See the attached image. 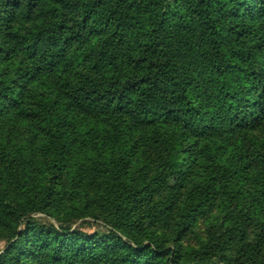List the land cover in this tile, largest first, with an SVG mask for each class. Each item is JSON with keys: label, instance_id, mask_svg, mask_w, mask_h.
Returning <instances> with one entry per match:
<instances>
[{"label": "trees", "instance_id": "obj_1", "mask_svg": "<svg viewBox=\"0 0 264 264\" xmlns=\"http://www.w3.org/2000/svg\"><path fill=\"white\" fill-rule=\"evenodd\" d=\"M188 2L189 12L174 7L170 0H0V61L11 55L17 44L32 61L42 64L35 69L19 68L16 80L0 73V111L12 107L26 117H37L36 111L24 108L19 76L35 80L44 67L50 72H74L79 62L74 49L86 45L96 56V75L84 77L69 93L72 105L81 113L130 114L149 125L183 126L203 138L222 130L263 127L264 0ZM16 25L18 30H14ZM3 30L13 42L2 38ZM194 37L199 43L192 41ZM192 59L198 63L194 71L189 65ZM200 78L202 86L198 85ZM70 121L65 115L57 126H67ZM255 144L260 179H264V140ZM58 165V161L54 163L53 170ZM217 169L227 176L223 186L233 191L223 197L220 206L219 227L225 237L208 250L187 249L183 255L175 251L170 258V249L165 250L155 231L145 233L148 245L136 241L134 247L114 233L88 236L30 222L20 230L24 217L45 211L48 203L46 199L39 204L33 199L21 200L0 189V237L4 235L9 242L0 254V264H234L231 250L235 242L249 245L248 253H264V222L262 235L248 241L250 214H244V220L230 209L240 194L229 179L235 174L242 176L243 171L232 164H219ZM184 175L175 164L159 182L161 187L166 182L180 190ZM199 190L209 191V186ZM121 194L100 192L96 201L125 204ZM207 195L178 205V235L195 222L194 213L206 215L207 206L213 208L216 198ZM173 204L171 201L165 210H171ZM160 218L156 212L149 217L152 223Z\"/></svg>", "mask_w": 264, "mask_h": 264}, {"label": "rangeland", "instance_id": "obj_2", "mask_svg": "<svg viewBox=\"0 0 264 264\" xmlns=\"http://www.w3.org/2000/svg\"><path fill=\"white\" fill-rule=\"evenodd\" d=\"M170 1L174 7L189 12L188 0ZM8 33L3 30L1 36L11 43ZM192 41L199 43V38ZM73 55L79 61L74 72H50L44 67L35 80L26 76L17 79L24 108L36 111L37 117H26L12 107L0 111V189L21 200L33 199L39 204L46 199L48 203L45 211L24 217L20 230L30 222L48 229L80 231L88 236L114 233L134 247L136 241L148 245L145 233L155 231L165 250L170 249V258L175 251L180 255L187 249L202 252L225 237L219 227L220 206L223 197L233 190L223 186L227 176L220 175L217 168L219 164H232L243 174L229 179L240 194L230 209L244 220L247 218L244 214H250L251 220L246 222L248 241L262 235L264 179H260L262 169L258 166L259 149L255 141L264 140V126L244 131L222 130L203 138L183 126L149 125L130 114L81 113L72 105L69 93L84 77L96 75L93 68L96 56L86 45L74 49ZM196 64L192 59L191 70L196 69ZM27 66L35 69L42 64L32 61L16 44L11 55L0 61V73L14 80L18 69ZM204 73L207 74L205 69ZM200 80L198 85L202 86ZM65 115L71 123L57 126ZM57 161L59 165L53 170ZM175 164L185 174L182 189L166 182L161 187L159 180L166 179ZM201 186H209V191H200ZM136 191L140 192L133 193ZM100 192L115 196L122 193L121 199L126 202L119 205L97 202ZM204 193L216 198L213 208L207 206L206 215L194 213L195 222L178 235L175 228L180 219L178 205L203 197ZM141 198L144 202H139ZM171 201L175 206L165 210ZM152 207L161 208V212L153 210L160 215L159 222L152 223L149 219ZM234 244L231 250L234 264L264 263L263 251L248 253L249 245L245 242ZM242 246L244 250H240ZM8 247V239L1 236L0 254ZM239 250L245 256L241 257Z\"/></svg>", "mask_w": 264, "mask_h": 264}]
</instances>
